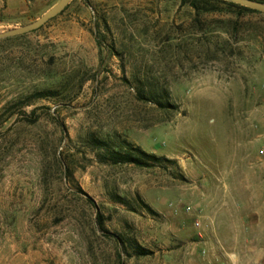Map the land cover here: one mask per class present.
Here are the masks:
<instances>
[{"label":"rangeland","instance_id":"obj_1","mask_svg":"<svg viewBox=\"0 0 264 264\" xmlns=\"http://www.w3.org/2000/svg\"><path fill=\"white\" fill-rule=\"evenodd\" d=\"M58 1L0 0V32ZM90 136L159 160L100 162ZM247 245L264 264L263 13L72 0L0 40V264H232Z\"/></svg>","mask_w":264,"mask_h":264},{"label":"trees","instance_id":"obj_2","mask_svg":"<svg viewBox=\"0 0 264 264\" xmlns=\"http://www.w3.org/2000/svg\"><path fill=\"white\" fill-rule=\"evenodd\" d=\"M255 1L264 3L263 0H255ZM180 4L189 6L197 14L217 13L222 10H232L237 15H241L244 13H258L255 10L238 6L223 0H180ZM99 33H100L99 31L95 32L94 38L99 50L101 51L102 42L99 38ZM108 49L113 50V47ZM49 94L50 91H42L37 93L36 95L38 97H44V96H48ZM155 103H158L159 105H164L162 104V102L159 101H156ZM33 114L34 112L32 113V115ZM90 143L92 147L95 150H97L98 152L97 156L100 162L110 163L112 165H132L137 168H148L154 165V163L159 160V158H156L154 155L147 154L139 147H134L126 142H123L119 146H115L108 141L100 140L96 137L90 136ZM79 191L81 190L79 189ZM96 224L100 228V230L104 231L103 216L99 213H97L96 215ZM116 239H117V243L123 246V252L127 255L129 250L136 257H145L149 255V252L143 249L142 247H140L134 240H126L121 237H118Z\"/></svg>","mask_w":264,"mask_h":264},{"label":"water","instance_id":"obj_3","mask_svg":"<svg viewBox=\"0 0 264 264\" xmlns=\"http://www.w3.org/2000/svg\"><path fill=\"white\" fill-rule=\"evenodd\" d=\"M71 1L72 0H59L53 7H51L48 11H46L42 16H40L35 21L27 25L18 27V28L0 32V40L24 35V34H27L29 32H33L39 29L49 20H51L52 18L60 14ZM223 1L235 4L238 6H242L245 8H249V9L257 11L258 13L264 14V3H261L259 1H255V0H223Z\"/></svg>","mask_w":264,"mask_h":264},{"label":"crops","instance_id":"obj_4","mask_svg":"<svg viewBox=\"0 0 264 264\" xmlns=\"http://www.w3.org/2000/svg\"><path fill=\"white\" fill-rule=\"evenodd\" d=\"M220 249H223L222 246L220 247ZM221 255H222L221 253L218 255L219 264L225 261V259L221 258L222 257ZM261 256L262 254L257 247L247 245L245 247L240 248V250L230 253V257H231L230 262L232 264H256V262L257 263L259 262Z\"/></svg>","mask_w":264,"mask_h":264},{"label":"built area","instance_id":"obj_5","mask_svg":"<svg viewBox=\"0 0 264 264\" xmlns=\"http://www.w3.org/2000/svg\"><path fill=\"white\" fill-rule=\"evenodd\" d=\"M221 264H225V263H221Z\"/></svg>","mask_w":264,"mask_h":264}]
</instances>
